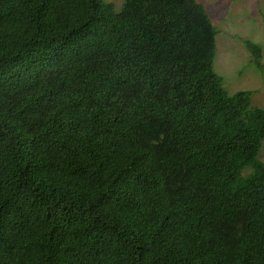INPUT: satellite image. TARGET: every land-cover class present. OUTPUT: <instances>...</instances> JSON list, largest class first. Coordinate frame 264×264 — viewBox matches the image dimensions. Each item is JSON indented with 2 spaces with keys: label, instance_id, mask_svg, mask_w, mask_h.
<instances>
[{
  "label": "trees",
  "instance_id": "16d2710c",
  "mask_svg": "<svg viewBox=\"0 0 264 264\" xmlns=\"http://www.w3.org/2000/svg\"><path fill=\"white\" fill-rule=\"evenodd\" d=\"M217 33L198 0H0V264H264V109Z\"/></svg>",
  "mask_w": 264,
  "mask_h": 264
},
{
  "label": "rangeland",
  "instance_id": "374dc122",
  "mask_svg": "<svg viewBox=\"0 0 264 264\" xmlns=\"http://www.w3.org/2000/svg\"><path fill=\"white\" fill-rule=\"evenodd\" d=\"M130 0H103L120 13ZM218 31L215 71L228 94L253 91L252 103L264 109V0H198ZM247 42L261 46L258 63ZM264 162V144L259 155Z\"/></svg>",
  "mask_w": 264,
  "mask_h": 264
}]
</instances>
